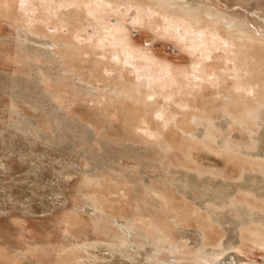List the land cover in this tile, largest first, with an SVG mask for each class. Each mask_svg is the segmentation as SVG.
Here are the masks:
<instances>
[{
    "label": "rangeland",
    "instance_id": "1",
    "mask_svg": "<svg viewBox=\"0 0 264 264\" xmlns=\"http://www.w3.org/2000/svg\"><path fill=\"white\" fill-rule=\"evenodd\" d=\"M32 1L33 0H28L26 2L29 3H26L21 0V3L25 4L22 6L19 0H0V264H58V263L65 264L64 261H66L65 260L66 257L62 256V254L64 253L63 255H65L67 252H70L72 245H79V247H82L84 243H89V244L97 243L98 247L102 248L104 251H102L101 253V251L97 252L94 249L92 250L96 252L95 253L96 255L109 257L108 259H104V260L100 258L103 264L104 263L107 264L108 262L110 263L111 260L114 258V255L111 254V251L120 248V244L117 243L116 241L114 242L111 238L112 236H118V235L121 236L118 230L119 229L118 224L116 222L123 221L124 223H126V221L128 220L131 221L134 220V217L135 219L137 218L142 219V223L140 224L141 228L139 229L142 232L144 230L143 228H146V230L149 231V234L145 236L148 238V236L150 235L148 240H151L152 242H154V240H158L159 238L158 236H156L155 232L150 231L148 225L153 223L156 226L159 225V227H167L165 228V230L166 231L170 230V232H172L171 234H173L174 236L173 238H175V241L178 242L177 244L181 245L180 247L182 248V250L180 253L183 254L181 256L179 254L178 257L183 261H185L186 259H192L195 260L196 262L198 261L197 264H208V263L264 264V248L262 249L261 248L262 246L259 247L260 245L254 244L251 237H249L248 234H246V236L249 237V242H245L242 240L238 244V246H236L232 250H228L220 254L219 253L210 254V255L198 254L197 251L200 248L199 247L194 248L191 245V240L189 239V237L191 238L194 237L195 235L199 236L201 233H203V231L200 230L201 222L204 223L205 221L206 223L208 222V219L205 213H203V211L199 209V206L195 205L194 202L190 199H184L182 194L178 193L174 188H172L169 182V181L174 182V179L176 177L172 176L171 174L169 175L168 172L171 173L178 169L184 170L186 174L189 173L195 174L194 172L197 171V169L198 171L205 173L212 171L215 172L217 170V172L220 171L222 172L223 175L225 173L227 175V176L224 175L225 178L221 177L220 179H223L224 181L230 180L231 182L229 181V183L239 182L238 176H240L239 174L241 172L239 170H241L244 165L241 167V163L239 161H236V166H233V163L225 162L227 161V159L224 158L225 155L221 152L220 154L218 150L212 152L211 150L202 148V146L201 147L192 146V144L188 141L190 139L188 134L197 131V126L193 125L194 119H192L194 118L192 114L196 112V111L193 112L195 110L194 107L200 105L201 104L200 101H202L203 103L206 102V98L208 97L209 98L207 100L209 101L211 98L220 99L221 96H228L230 95V93H232V90H227L229 89L232 83L230 79H228L229 82L226 83L227 85H225V83L223 84L220 78L218 82L212 83V80H214V75H213L214 73L215 75L217 74L222 75L224 78L227 75V71L225 70V67H228L227 65H230L231 68L233 67V64H230L229 61L227 63L226 61V59L231 58L230 54H228L227 52H225L224 54V49L223 48L220 49L219 43H217V47H219V52H218L216 50V47H214L216 43L214 41H209L207 46L205 47L208 50L210 49L209 52L212 55L211 57L216 58V59L214 58L215 62H212L213 58L211 57H209L211 59L207 58L206 52H208V50H206V48H205L206 52H203L202 50H200L202 49V46L198 47L195 41L192 40L188 41L187 38L186 39L178 38L179 31L177 30L176 31L172 30V32L164 30L166 27L161 25L159 26L158 24L159 19L156 16L152 15L150 12L142 10L141 11L142 13L138 14L136 10L134 11L135 8L131 10L126 7H120V6L114 8L107 6L105 7V10L106 9L108 10L106 11L105 10L101 11L100 7H95L93 12H95V15L97 16H94V14H92L94 17H91L89 15L85 16L86 17L85 19H89L86 20L87 23L83 19L85 21L84 24L86 26H84V24L81 25L82 23L77 24L75 26L77 27L76 28L77 30L73 29L75 30V31L72 30L74 34H71L70 30L72 26L69 25L67 22L63 23V20L65 19V17L63 16L67 12L68 14H70L71 8H72V12L78 10L74 8L73 5L75 3L76 4L80 3L81 0H48L49 2H51L56 6H59L60 8L63 6H71L69 10H66L65 7H63L64 9H57L61 12L59 13L58 11L56 17L49 18V21L48 18L39 19L38 17L39 14L36 12L35 5H33L34 8L31 5L33 3L35 4V2ZM202 2H205L207 6L216 8L227 15L236 16V14H239V17L238 16L236 17L248 19L249 24L253 27L255 24L257 26V27L255 26V28H258V30H260L259 32L262 33L261 35H264V30H263L264 7L261 8V10H257L256 12V8H253L255 7V4L253 6L244 7L243 5L230 2L229 0H208V2L207 0H202ZM212 3L215 5V7ZM27 6L29 9V10L27 9L28 11H26L25 9ZM97 8L98 10L100 9V11H95L97 10ZM21 9H23L24 12L25 11L26 12L24 13L23 10ZM30 11L33 13V15ZM23 15L26 16L27 18L24 17ZM148 15L151 17H148ZM57 17L63 18L62 23H61V19ZM157 19L158 21H155ZM37 20L38 22L36 23ZM151 21L153 22V25ZM24 22H26L27 25ZM56 22L58 24H56ZM95 23L96 24L99 23V24L96 25ZM24 24L25 26H22ZM32 24L36 25V27L34 28H39V26L41 28L44 27L45 29L43 28L42 32L44 33L46 31L45 33L47 35H45V33L44 35L43 34L40 35L41 34L40 33L39 34L41 36L40 37L35 30L34 32L30 30L33 26ZM155 24H157L156 26L163 28H161L159 31L158 29H155L156 28L154 27ZM67 25L70 30L68 28H65L67 27ZM78 25L79 28H81V26L84 27L79 29ZM105 25L108 28V30H105V28H103V31L107 32L106 35H108V33L109 34L113 33L114 36L116 33L117 35L120 34L121 35V36L119 35L120 38H118L117 35L115 37H117L120 41L124 40L125 43L124 42L123 43L126 44L124 47L126 48L128 47L127 49H131L132 51L134 50V52L139 54L140 58L138 59H140V63L143 62V64L141 63L142 64L141 66L146 64L144 66L150 67L149 69L151 71L152 70L157 71L160 69H163V72H169V69L170 71H174V73L176 74L175 79H177L178 82L175 79L174 80L176 82H174V80L172 81L170 80L169 83L166 82L168 85L167 86L163 85L162 87L166 88L167 91L166 89L163 90L161 86L155 85V84H160L158 83L159 80L155 81L157 75L154 77L155 79H153L152 81L154 82L153 84L155 85V87L158 86V88L163 90L161 91L162 93L164 92V96L167 94L165 97H168L169 101L168 98L166 99L164 98L163 100L162 96H160L161 98L158 96V101H157L158 104L156 103L155 104L156 106L154 105L149 107L148 111H145L147 109H144L142 107H139V110H137L138 109L137 107H135L137 108L135 109L133 106H130L131 102L126 101L124 98L120 97L116 91L114 92L113 91L114 89L111 88L112 85H106L107 87L110 88L104 87V90L106 89L107 90L99 94L100 96L102 95L103 98L104 99L106 98L107 100L105 99L106 101L104 102V104L101 103L96 104L99 103L98 101H96L98 100L96 96L92 95L91 93H90L91 95H89V92L92 91V89H89L91 88L89 86L92 85L96 87L95 85L96 83L92 84L93 80L90 78V75L88 74L90 71L91 72L93 71L92 69L95 68L97 70L98 68L100 70L101 68V70L98 73L99 75L104 74L103 75L105 76L104 78L106 77L107 79L110 78L109 80H107L108 84H112L113 82H115V80L118 81L119 78H120L119 79L120 82L122 81L125 82V80L127 79L126 80L127 85H130L131 83H134V81L135 82L137 81L135 80L137 79V75L133 69L136 61L133 60L134 61L133 62L132 60H130V63L128 62L125 64H119V63H124L123 61H120V59L123 58L121 57L122 55H119L121 57L119 59L117 57L113 58L109 56V54L100 55L98 51L100 52L101 50H94L91 47L89 49L88 48L89 46L87 47V45H89L90 42L91 43L94 41L98 42L97 36L99 35V32L97 28L101 26L99 27V30H102V27H106ZM61 27H63V30ZM78 30H80L81 32L80 31L78 32ZM21 31L23 32L20 33ZM67 31L70 33H68ZM25 32L27 34H29L28 32H30L29 34L30 37ZM23 33L25 34V36L22 35ZM33 33L37 36H34ZM49 34L53 36L50 37ZM75 34L77 35L76 39L74 37ZM22 36L24 37L23 39H25L26 36L31 39L32 36V40H34V42L36 41L37 44H34L33 41H32L33 44H31V41H29L28 44L34 46L36 49L44 48V46H42L41 44L42 42L47 44L48 40L49 43L54 44V42H57L60 45L65 44L64 42L73 41V43L75 42L74 44L77 45V47L78 45L83 47L82 49L83 53L85 50L87 51L89 50L88 53L94 51L98 54L96 55V53H92V52L91 54L93 55H89L90 53L88 54L87 52H85L84 55L81 54V58L85 57L86 60L83 61L84 59L83 58L81 59V61L76 62L78 66L75 64V66L77 67V69L75 68L77 71H74L76 73L75 74L73 73V71L71 72L72 69L70 70V67H68L67 65H65L67 66L66 68L64 64H62L61 62L60 64L58 63L59 62V59H57L58 56H63L64 54L66 55L67 52L70 53V51H67V48L65 49V46L62 47L60 46L55 49L54 51L55 54L56 52H59L56 54V56L58 55L57 58L53 59V60H57L56 63L53 60L50 61L51 59L48 60L42 57L37 58V56L34 54L35 51L30 53L31 55L30 57L23 56V53H21L22 52L21 49L23 46L21 42L19 43V41L22 39ZM66 36L67 37L71 36V37L67 38ZM82 36L85 37L83 38ZM53 37H55L56 39L53 40ZM61 38L63 39V41ZM59 40L61 42H59ZM86 41L89 43H87ZM83 43L86 45H84ZM94 43L90 44V46H92ZM209 44L212 45L213 47H211ZM64 49L65 52L60 53L64 51ZM199 50L202 52H200ZM211 50L213 51V53ZM220 52L222 58H220L221 57ZM203 54L206 57L202 56ZM225 55H227V58L225 57ZM88 56H92L90 57L91 59L88 60L90 62L89 64L88 62H85L89 58ZM107 59L109 60L107 61ZM217 59H218L217 61L218 63L216 62ZM96 60H98L99 64L101 63L100 65L97 66V68L95 64H93L94 66L92 65L94 68L89 66L91 65V63H95ZM114 60L115 62H113ZM204 60H206L207 63L206 61L204 62ZM222 60L225 61L222 62L224 64L223 65L224 68L222 67V63H221ZM109 61L113 63H110ZM106 62H109L107 65L108 69L107 66L105 67ZM205 64L207 65V67L209 66V68H207ZM118 65L119 67L123 66V68H118ZM84 66H89V67L84 68ZM110 66L113 70L109 68ZM201 66H203V68ZM205 68H207V70ZM218 68L219 69L221 68L222 70H219ZM192 69L195 71L193 72ZM68 70L70 72H68ZM116 70L119 71L117 72ZM202 70L203 71L205 70L204 74L202 73ZM199 71L201 72V76L203 75V78L202 77L193 78V76H191L192 74L198 75ZM80 72L82 73L83 77L85 76L87 79L85 77L83 78L82 76L80 78V74H81ZM72 73L75 75H73ZM121 74L123 75L121 76ZM207 74H209L210 76H208ZM179 75L181 76L179 77ZM182 75L184 79L182 78ZM163 76L164 75H160L161 77L160 81L162 82L169 81L168 79L167 80L165 79V81H163V78L165 77ZM189 76H191L192 78L191 77L189 78ZM178 77L181 78V80ZM187 78H189V80L193 81L194 83L190 85L188 83L184 84V80ZM14 79L18 80V83H20L21 87L28 86V88L30 89L29 92L30 95H36V97L42 96L43 99L40 100H42L43 102L42 101L41 102L43 103L44 106H46L44 107L45 109L43 111H37L33 109V107H30L31 105L29 106V104L27 103H23V102L16 103L12 101L14 99L20 100L19 97L15 95L12 90H10V88L12 87L11 82ZM204 79L207 82L204 81ZM179 80L181 82L183 81V83H181ZM202 81L203 84H206L203 85L204 87H202V84H200L202 83ZM172 84L173 86L169 87V85ZM179 84H180V88H179ZM181 84H184V86L183 85L181 86ZM210 84H212V86ZM176 85L178 86L176 87ZM220 85L222 86L223 89L220 87ZM214 86L217 88L214 89ZM225 86L227 87L225 88ZM169 88L172 90H170ZM178 88L180 89L179 90L180 94L178 93L177 95ZM201 88H203V92L201 91ZM58 89H62V90L59 91ZM191 90L194 91L192 92ZM198 91L201 92L198 93ZM174 92H176V97ZM220 92L222 93L218 94ZM211 93L212 96L210 95ZM57 94H62L60 96L68 98L69 100L72 99L73 101H69L67 104L65 103L66 101H68L67 99L63 101V104L61 105L62 102L56 100ZM168 94H170L172 98L174 97V99L179 101H175L173 99L171 100ZM183 94H185V96ZM177 96L179 97V99H177ZM189 97H190V101H189ZM198 97L199 99H196ZM202 97H204L205 101L202 99ZM92 100L95 102L93 103ZM111 100L113 101V103ZM159 100L162 101H160L159 103ZM186 100H188L189 102L188 101L186 102ZM171 101L172 102L175 101L177 102V104H182L180 105L182 109L179 108V113L181 114L180 116L174 112L170 114L171 108H167V107L165 108L168 102H170L168 105H172ZM70 102L72 103L69 104ZM107 102L108 104H114L113 105L114 107L116 105L115 108H117V110L120 112L124 111L123 109L128 108L130 111L126 110L125 114L126 117L128 116L127 118L129 121L125 120L127 118H125V114L124 115L122 114L123 112H121L120 114H118V116H116L117 113H112L111 109L109 111L108 110L109 107L107 108L108 105L106 104ZM118 102H120V104ZM100 105H104V106L107 105V106L106 107L102 106L101 108ZM173 105H174L173 108H177L176 104L173 103ZM185 105L188 106L191 105L192 107L189 108ZM131 107H133V109ZM9 108L10 110L12 109L11 111L13 112L8 110ZM15 108H17V110ZM102 109H107L110 113L107 111L103 112L104 110L102 111ZM151 109L154 110L152 111ZM55 110L58 111L59 117L62 120H64L67 125L71 123L77 124L79 126L78 128L79 133H76V135L73 137L69 135L67 127H65V132L61 131L62 129L61 127H59L56 118L53 117L56 115L53 113L55 112ZM106 112L107 114L109 113L108 114L109 117L106 114ZM145 112H146V116L148 115L147 117L145 116ZM181 112H184V115ZM187 113L189 114L187 115ZM140 114L142 116L141 118L139 117ZM212 114L214 117H219L217 115L218 113H214V111ZM182 115L184 117L186 115V117L184 118L182 117ZM163 116L164 119H162ZM151 117L154 118L151 119ZM180 117L182 118L179 119ZM189 117L192 118L189 119ZM172 118L174 119L172 120ZM186 118L187 120H185ZM21 120L24 122L26 126H30V124L32 125L29 128L31 134H29L28 137H25L14 128L16 125L18 126L16 121H21ZM179 120H181V122H179ZM155 121L157 123L159 121L158 123L159 125ZM171 121L173 122V124ZM175 121H176V125H175ZM177 122L180 123L179 126L177 125ZM158 126H160V128ZM156 127H158V129H160L161 131H158ZM152 128L153 130H151ZM166 128L168 131L166 130ZM163 130L166 131V134L165 131ZM40 132L44 133L46 137V138L44 137V140L42 141H38L37 139L34 138V136H36L37 134H41ZM159 132L161 133L159 134ZM184 132H186L187 136L185 135ZM245 132L246 131L240 128L239 125L236 126L231 125L229 126L228 129V136H227L228 140L233 141L235 144H238L240 141L242 147L240 146L241 149H238L239 151H245V147L247 144L245 140H248V137L246 136ZM61 134H66L67 139L65 140V138ZM159 135L160 136L162 135L161 136L162 138H160ZM82 137H84L83 139H85V141H82ZM145 137L148 139H146ZM165 137L167 138L165 139ZM167 139L169 142L167 141ZM51 141L55 142L57 145L54 146L46 145L48 142ZM166 141L167 144H165ZM168 143L172 144V146L174 147L173 151L167 149L168 148L167 145H169ZM108 146L111 149V150L107 149L109 152L111 153H113V151L117 152L110 155L116 157L108 162L109 163L108 165L110 166L109 170L103 167L93 168L92 166H90L91 169H89V167L87 166L88 161H86L84 156H98L100 154L102 155L103 150L106 149V147ZM161 147L163 148V150L165 148L167 151L166 152L163 151ZM122 150H131L132 152H134V154L131 153L130 154L131 156L127 155L122 158L117 157L119 156L118 155L119 151ZM138 150L139 152H142L143 156H146L145 160L135 159L132 157L133 155H135V153H137L136 151ZM124 153H127V151ZM188 155L190 156V160H188V162L183 161L182 157ZM167 156H169L170 161L169 158H167ZM164 157H166V159ZM237 162L240 163L239 167L241 169L238 167ZM183 164H186V168L182 167ZM74 165L75 167H77V172L71 173L70 178H66L67 175H63V174L70 171V167ZM121 175L123 178H121ZM228 177H232V180ZM86 178H91L94 183H100V182L103 183L105 179H110V178L111 179L119 178V179H117L118 180L117 184L112 183L110 185L106 184L107 186L104 185L105 187L103 185H101L103 187L101 186L96 187L93 186V184L90 185L86 183L85 182ZM172 178L173 180H171ZM144 184H151V185L153 184L157 187H160L159 190L164 191L169 195V199L173 201V202L170 201L169 210H166L163 213L159 207L160 204L158 202L157 203H155L154 201L149 202V204L147 205L139 201L144 199L142 195L141 198H139L138 196L143 190ZM117 185L119 186L117 187ZM132 185L136 186V190L133 188ZM128 186L130 187L129 189L126 188ZM104 193L106 198L108 197L109 200L111 201L113 200V201H112V206L108 207L109 209L108 216L105 217V219L106 218L107 219L106 220L104 219V222L102 223L100 222L101 224H99L100 220L98 219L100 218L98 216L100 215V213L93 210L95 208V205L94 203H92L91 199H92V195L99 194V196L101 197V198L99 197V199L102 200L104 196L102 194ZM245 195L246 194L244 193L237 194L238 199L241 198L240 201H243L244 198L245 199L247 198L244 197ZM121 197L123 198V200ZM137 201L140 202V204L141 203L142 204L139 205ZM138 206L140 207V209L137 210V208H139ZM134 208L136 210H134ZM173 208L177 211H180L182 213L180 214L184 218L186 216L187 219L184 220L182 218L183 221H181V218H179V222H178L179 224L178 223L176 224L175 222L176 220L174 217H177V215ZM185 212L188 215H186ZM196 213H198V215H196ZM190 214L192 215V218H190L191 217ZM195 215L198 217L197 219H195L196 218ZM188 217L190 220H188ZM149 219H151V221ZM147 221L150 222L147 223ZM198 224L200 227L198 226ZM212 224H214V226ZM212 224H211L212 229L210 230L211 233L210 231L208 233L209 241L206 240L207 242H205V240L202 239L204 240V242L203 241L201 242V244L203 243L206 245L204 249H209V248L213 249L214 248L213 245H216L219 241L225 239L223 232L220 231V228L218 230L217 228L218 225H216L215 227V223ZM141 225L145 227H142ZM101 227L102 230L105 231H102ZM104 227L106 229L109 228L111 231H107ZM152 236L154 237L152 238ZM37 245L40 247H35ZM188 245L190 249L188 248ZM185 246H187V249L183 248ZM143 247L145 249L150 250V252L146 254L147 257H151L153 255L152 253H154L156 250L155 249L156 246L153 244L147 243L143 245ZM36 248L37 250H34ZM183 251L186 253H184ZM189 251H191L190 252L191 254L189 253ZM193 251L196 252L197 254L195 255V253H192ZM81 253L82 252L79 253L78 255L79 257L77 256L74 257L75 258V261H73L74 264L75 263L82 264L83 261L90 262L94 258H96V257L93 258V256L91 257V255L87 256L85 252L82 254ZM85 255L87 257H85ZM62 257L63 259H61ZM172 257H173L172 255L166 254V255H162L158 261L152 262L148 260L146 261V263L147 264L150 263L167 264L169 262L173 263ZM137 258L140 259L142 257L137 256ZM80 259L82 260L81 263H80L81 261ZM76 260L79 261L77 262ZM94 260L96 261V259ZM67 261L71 262L70 260ZM121 261H122L121 264H128L127 260H121ZM187 264H193V263H187Z\"/></svg>",
    "mask_w": 264,
    "mask_h": 264
},
{
    "label": "bare ground",
    "instance_id": "2",
    "mask_svg": "<svg viewBox=\"0 0 264 264\" xmlns=\"http://www.w3.org/2000/svg\"><path fill=\"white\" fill-rule=\"evenodd\" d=\"M22 1L26 2L28 0H22ZM33 1L35 2V4L33 3L31 5L32 6L35 5L36 12L39 14L38 15L39 19L48 18V21H49V18L56 17V15H57V13L59 11L57 9H64L63 7H65L66 10H69L71 8V6H63V7L60 8L59 6H56V5L52 4L48 0H33ZM229 1L230 2H234L236 4L243 5L244 7L253 6L255 4V7H253V8H256V12H257V10H261V8L264 7V0H229ZM19 2L21 3V0H19ZM207 2H208V0H207ZM26 3H29V2H26ZM209 3H211V2H209ZM23 5H25V4H22V6ZM60 6H62V5H60ZM107 6L108 7L110 6V7H113V8L120 6V7H126V8L131 9V10L133 8H135L134 11L136 10L138 12V14L142 13L141 12L142 10L143 11L144 10L148 11L152 15L156 16L159 19V23H158L159 26L161 25V26L166 27L164 30H167V31H170V32H172V30L179 31L178 38H180V39L181 38L182 39H186L187 38L188 41L189 40L190 41L191 40L195 41V43L198 45V47L202 46V49H200V50H202L203 52H206V50H208L205 47V46H207L208 42L209 41H214L216 43L214 47H216V50L218 52H219V47H220V49H222V48L224 49V54H225V52L230 54L231 58L226 59L228 54L225 55L226 58L225 57L224 58L226 59L227 63L229 61L230 64H233V67L231 68L230 65H227L228 67H225V70L227 71V75L225 76L223 74L225 76L224 78H223L222 75H218V74L215 75V73H214L213 74L214 75V80H212V83L218 82L219 78H220L221 82L223 84L225 83V85H227L226 83L229 82L228 79H230V81H232V83L230 82L231 86L227 90H232V93H230V95H228V96H221L220 95L221 96L220 99H218V98L215 99L213 97L214 99L211 98L212 100L210 99L209 101L207 100L209 98L208 97V98H206V102L203 103L202 101H200L201 104L196 106V107H194L195 110L193 109L194 110L193 112H195V111L196 112L192 114L194 118H192V117L191 118L194 119V124L193 125L197 126V131L188 134V136L190 138L188 141L192 144V146H199V147L202 146V148L211 150L212 152L218 150L219 153L221 152V153H223L225 155L224 158L227 159V161H225V162L233 163V166H236V161H239L241 163V167L244 165L242 167V169H241L239 167L240 163L237 162L238 163L237 164L238 167L241 169V170H239V171H241L240 174H239L240 176H238L239 177V182H237V183H229L230 180L229 181H226V180L224 181L223 179H220L221 177L223 178L224 175H226V173L223 175L222 172H220V171L217 172V170L215 172L212 171V172H206L205 173V172L198 171V169H197V171L194 172L195 174H193V173L186 174V172L184 170H180V169L175 170V171H173L171 173L168 172L169 175L171 174L172 176L176 177L174 179V182H171V181H169V182H170V185L172 186V188H174L178 193L182 194L184 199H190V200H192L194 202L195 205L199 206V209L202 210L203 213H205V215H206V217L208 219V222H206L207 224L205 223V221H204V223L201 222V229L200 230L203 231V233H201L199 236H201L202 238L199 237V236H196V235L194 237H191V238L189 237V239L191 240V245L194 248H198V247L200 248L197 251L198 254H202V255H210V254H218V253L220 254V253L226 252L228 250L234 249L236 246H238V244L242 240L245 241V242H249V237H251V239H252L254 244L260 245L259 247L262 246L261 248L263 249L264 248V35H261L262 33L259 32L260 30H258V28H255V26H256L255 24H254V27L251 26L249 24L248 19L238 18L239 14H236V16H238V17H236L234 15L235 13L233 14L235 17L232 16V15H227V14L223 13L222 11H220V10H218L216 8H212V7L207 6V4H205V2H202V0H81L80 3H77V4L75 3L73 5V7L78 9V10H76L75 12H72V8H71V11H70L71 13L69 12L70 14H68V12L66 14H64L66 12L64 10L65 12L63 13L64 14L63 17H65V19L63 20V18H60V17H57V18L61 19V23H62V20H63V23L67 22L69 25H71L72 26L71 30L68 28V25L65 28H68L71 31V34H74L73 31H75V30H73V29L77 28V27H75L77 24H81L82 23L81 25H83L86 20H89V19H85L86 18L85 16H88V15L91 16V17L97 16V15H95V12H93L95 7H100V9L102 11V10H105V7H107ZM214 7H215V5H214ZM33 8H34V6H33ZM25 9H26V11H28L29 10L28 6ZM100 9L98 10V8H97V10H95V11H100ZM123 9H125V8H123ZM21 10H23V9H21ZM106 10H108V9H106ZM112 10H114V9H112ZM23 12H24V10H23ZM60 12L61 11H59V13ZM62 12H63V10H62ZM37 13H35V14H37ZM92 14H94V16ZM97 14H98V12H97ZM1 15H2V13H1ZM20 15H22V14H20ZM32 15H33V13H32ZM23 16H21V17H23ZM24 17H26V16H24ZM148 17H151V16L148 15ZM35 19H36V17H35ZM158 19L155 20V21H158ZM18 20H20V19H18ZM23 21H25V20H23ZM37 22H38V20L36 21V23ZM18 23H20V22H18ZM24 23L26 24V22H24ZM59 23H60V20H59ZM86 23H87V21H86ZM25 24L22 25V26H25ZM39 24H41V23H39ZM56 24H58V23L56 22ZM98 24H96V25H98ZM29 25H31V24H29ZM32 25L33 26H32V28L30 30H32L33 32L35 30L36 33H38V35L40 33H41L40 35H42V34L44 35V33L46 32V31L44 33L42 32V29L44 27L41 28L39 25H37V26H39V28H34V27H36V25H34V24H32ZM53 25H54V22H53ZM152 25H153V22H152ZM156 25L157 24H155L154 27H156L155 29H158L159 31H160L161 28H163V27H158ZM84 26H86V25L84 24ZM84 26H81V28L84 27ZM55 27H56V25H55ZM63 27H61L62 30H63ZM99 27H101V26H99ZM99 27L97 28L98 32H99V35L97 36L98 37V42H96V41H94L95 43L92 42V43H94L92 46H90V44H92L90 42V44L87 45V47L89 46L88 47L89 49L91 47L94 50H101L100 52L98 51V53L100 55L109 54V56H111L113 58L117 57L118 59L123 57V58L120 59V61H123L124 63H119V64H125V63H128V62L130 63V60L136 61V63L134 64V68L133 69H134V72L137 75V79H135L137 81L136 82L134 81V83H131L130 85H127V81H126L127 79L125 80V82L124 81L120 82V80H119L120 78H119L118 79L119 82L115 80V82H113L112 84H108L107 80H109L110 78L109 79H107V77L104 78L105 77V76H103L104 74L99 75L98 72L101 70V68L99 70L97 68V66L100 65L101 63L99 64L98 60H96L95 63H91V65H89V66L93 67L94 66L93 64H95L97 70L93 67L95 70L92 69L93 71L92 72L90 71L88 73L90 75V78L93 80L92 84L96 83L95 84L96 87H94L92 85L89 86L91 88L88 87L89 89H92V91L89 90L90 91L89 95H91V94L95 95L96 98L98 99L96 101H98L99 103H96V104H100V103L104 104V102L107 100L106 98H105L106 99L105 100L103 98V96L102 95L100 96V94H99V93H103L104 91L107 90V89L104 90V87L110 88V87H107L106 85H112L111 88L114 89V90L113 89L112 90L114 92L116 91L118 93V95L120 97L124 98L126 101L131 102V104L129 103L130 106H133L134 108L137 107L138 109L135 108L137 110H139V107H142L144 109H147L145 111H148L149 107L154 106L157 103L158 96L159 97L162 96L163 100H164V98L165 99L168 98V97H165L167 94L164 96V92L162 93V91L164 89H166V88H163L162 86L163 85L167 86L168 85L167 83H169L170 80L172 81V80L175 79L176 74L174 73V71H170V69H169V72H163V69H160V70H157V71H154V70L151 71L149 69L150 67L144 66L146 64L141 66L143 64V62H141L142 64L140 63V59H138V58H140L139 54L134 52V50L132 51L131 49H127L128 47L127 48L124 47L126 45V44H124L125 43L124 40L123 41L121 40L122 41V43H121V41L118 39V38H120L119 37L120 34L117 35V33L116 34L114 33L115 36L117 35L118 38L115 37L113 35V33L112 34L108 33V35H106L107 32L103 31V28H105V30H108L107 26L106 27H102V30H99ZM78 28H79V25H78ZM81 28H79V29H81ZM25 30H27V29H25ZM23 31H21L20 33H22ZM28 31H29V29H28ZM79 31L80 30H78V32ZM28 33L30 34V32H28ZM68 33H70V32H68ZM29 34H27V35H29ZM33 34H32V36H33ZM76 34H77V32H76ZM76 34L74 35L75 39H76V36H77ZM174 34H175V32H174ZM22 35L25 36L24 33ZM45 35H47V34L45 33ZM49 35H50V37L53 36V35L51 36V34H49ZM56 35H58V34H56ZM208 35H210V36H208ZM23 36H22L21 40L19 39L20 40L19 43L21 42V44L23 46L22 49H21V51H22L21 53H23V56H29L30 57L31 56L30 53L35 51L34 54L37 56V58L38 57H42V58H46L48 60L51 59L50 61H52L53 59L57 58L58 55L56 56V54L59 53V52H56V54H55V52H54L55 49L57 47H60V46L61 47L65 46V49L67 48V51H70V53L67 52L66 55L64 54L63 56H58V58H57V59H59L58 63L60 64V62H61L62 64H64V66L67 65L68 67H70V70L72 69L71 72L73 71V73H75L74 71H77L76 70L77 67L75 66L76 62L81 61V59H83V58H84L83 61L86 60L85 57L81 58V54L84 55L85 52L88 53V51H89V50L88 51L85 50L84 53H83L82 52L83 47L78 45V47H80V48H78L77 45L74 44L75 42L73 43V41L72 42L71 41L70 42L69 41L68 42H64L65 44L60 45L57 42H54V44L49 43V40H48V42L46 41L47 44L42 42L41 45L44 46V48L36 49L34 46H31V45L28 44L29 41H31V44H33V43L37 44L36 41L34 42V40H32V36H31V39L29 38L30 35H29V37L26 36L27 38L25 37V39H23L24 38ZM34 36H37V35L34 34ZM69 37H71V36H69ZM69 37H67V38H69ZM82 37L84 38L85 36H82ZM174 37H175V35H174ZM55 39L56 38L53 37V40H55ZM71 40H72V38H71ZM32 41H33V43H32ZM42 41H44V40H42ZM62 41H63V39H62ZM59 42H61V41L59 40ZM87 43H89V42H87ZM217 43H219L221 46L219 45V47H217ZM83 44H81V45H83ZM84 45H86V44H84ZM45 46L47 47V49H46ZM203 46H204V48H203ZM210 46L213 47L212 45H210ZM210 46H209V48H210ZM205 48H206V50H205ZM41 49H44V50H41ZM65 49H64V51H62L60 53H64ZM202 51H200V52H202ZM209 51H210V49L208 50V52ZM91 52L92 53H96L94 51H91ZM91 52H89L90 54L89 53L88 54L89 55H93V54H91ZM208 52H206L207 58L208 59L213 58V57H211L212 56L211 53L210 52L208 53ZM98 53H96V55ZM212 53H213V51H212ZM119 55H122V56L120 57ZM214 55H215V53H214ZM202 56H204V54ZM220 56H221V52H220ZM88 57L89 58L85 62H88V64H89L90 62L88 60H90L91 59L90 57H92V56H88ZM204 57H206V56H204ZM209 57H211V58H209ZM214 58H213L212 62H215L214 60L216 58L215 59ZM220 58H222V56ZM99 59H100V56H99ZM101 60H102V58H101ZM108 60L109 59H107V61ZM53 61H55V63H56L57 60H53ZM205 61L206 60H204V62ZM217 61H218V59L216 60V62ZM109 62H106V65L104 64L105 67L108 65ZM113 62H115V60ZM113 62H110V63H113ZM222 62H225V61L222 60L221 63ZM206 63H207V61H206ZM59 64H57V65H59ZM110 65H112V64H110ZM201 65H202V63H201ZM223 65L224 64L222 63V67H223ZM225 65H226V63H225ZM67 66H65V67L67 68ZM89 66H84V68L89 67ZM203 66H204V63H203ZM203 66H201V67L203 68ZM114 67H116V66H114ZM201 67H200V69H201ZM206 67H207V65H206ZM102 68H104V67H102ZM109 68H111V66ZM118 68H123V66L119 67V65H118ZM207 68H209V66ZM207 68H205V69L207 70ZM107 69H108V66H107ZM219 70H222V69L220 68ZM124 71H126V70H124ZM124 71H123V73H124ZM131 71H128V72H131ZM192 71L194 72L195 70L192 69ZM204 71L202 70L203 74H204ZM68 72H70V71L68 70ZM82 72H83V70H82ZM101 73H102V71H101ZM186 73H188V72H186ZM218 73H219V71H218ZM220 73H222V72H220ZM224 73H225V71H224ZM75 74H73V75H75ZM77 74H79V73H77ZM178 74H177V76H178ZM122 75L123 74H121V76ZM156 75H157V78L155 79L154 77ZM160 75H164L165 76V77L163 76L164 77L163 81H165V79L166 80L168 79L169 81H165V82L160 81V79H161ZM169 75H171V76H169ZM183 75H182V78H183ZM207 75L210 76L209 74H207ZM81 76L83 77L82 73L80 74V78H81ZM180 76L181 75H179V77ZM191 76H193V78H195V77H199V78L202 77L203 78V75L201 76V72L200 71L198 72V75H195V74L193 75L192 74ZM191 76H189V78ZM186 77H187V75H186ZM189 78L184 80V84L188 83L190 85V84L194 83L193 81H190ZM209 78H211V77H209ZM153 79H155V81L159 80L158 83H160V84H155V85L161 86L163 88V90L158 88V86L155 87V85L153 84L154 82H152ZM179 79L181 80V78H179ZM205 79H204V81H206ZM175 80H177V79H175ZM175 80H174V82H176ZM83 81H85V80H83ZM199 81H201V80H199ZM116 82H118V83H116ZM177 82H178V80H177ZM206 82H204V83H206ZM181 83H183V81ZM11 84H12V87L10 88V90H12L13 93L15 95H17L19 97V99H20V100H15L14 99V100H12L13 102H16V103H21V102L27 103V104H29V106L31 105L30 107H33V109H35L37 111H43L45 109L44 107H46V106H44L43 103H42L43 101L40 100V99H43L42 96H39V97L37 96L36 97V95H30L29 94L30 89L28 88V86L27 87H25V86L21 87L20 83H18V80L14 79L11 82ZM184 84H181V86L182 85L184 86ZM200 84H202V87H204L203 85H206V84H203V81ZM210 85L212 86V84H210ZM218 85H216V86H218ZM170 86H173V84L169 85V87ZM177 86L178 85H176V87ZM73 87H75V86H73ZM196 87H197V85H196ZM220 87L222 88L221 85H220ZM226 87L227 86H225V88ZM88 88H87V90H88ZM179 88H180V84H179ZM179 88H178L177 95H178L179 90H180ZM215 88H217V87L214 86V89ZM184 89H185V87H184ZM58 90L61 91L62 89H58ZM170 90H172V89H170ZM113 91H112V93H113ZM166 91H167V89H166ZM191 91L193 92L194 90H191ZM201 91L203 92V88H201ZM201 91H198V93H200ZM63 92H64V90H63ZM81 92H83V91H81ZM96 92H97V94H96ZM181 92H182V90H181ZM217 92H219V91H217ZM222 92H220L218 94H221ZM65 93H66V91H65ZM171 93H172V91H171ZM174 93H175V97H176V92H174ZM62 94H64V93H62ZM62 94H57V98H56V100H58L59 102H62L61 105L63 104V101L68 99V98H65L63 96H60ZM170 94H168V96L171 98V100L173 99L175 101H179V100L174 99V97L172 98L170 96ZM218 94H217V97H218ZM225 94H226V92H225ZM172 95H174V94H172ZM183 95L185 96V94H183ZM192 95H194V94H192ZM210 95L212 96V93ZM67 96H68V94H67ZM188 96H189V94H188ZM213 96H215V95H213ZM54 98H55V96H54ZM112 98H114V97H112ZM73 99H75V98H73ZM177 99H179L178 96H177ZM194 99H195V96H194ZM196 99H199V97L196 98ZM202 99L205 101L204 97H202ZM38 100H39V102H38ZM69 101H73V100L72 99L71 100L68 99V101H66L65 103L68 104ZM160 101H162V100H159V103H160ZM168 101H169V98H168ZM175 101L174 102L171 101V102H172V105H173V103L176 104L177 108H173L174 105L173 106L172 105H168L170 102H168V104L165 106V108L166 107L167 108H171V113L170 114H172L174 112V113H177L180 116L181 114L179 113V108L182 109L180 107V105H182V104H177V102H175ZM187 101L188 100H186V102ZM189 101H190V97H189ZM94 102L95 101H93V103ZM200 102H198V103H200ZM71 103L72 102H70L69 104H71ZM112 103H113V101H112ZM118 103L120 104V102H118ZM96 104H95V106H96ZM106 104L108 106L107 105H105V106L104 105H100L101 108H102V106H104V107L107 106V108L109 107L108 110L110 111V109H111L112 113H117L116 116H118V114H120L121 112H123L122 114L124 115L126 110H129L128 108H125V109H123L124 111L120 112V111L117 110V108H115L116 105L114 107L113 106L114 104H108V102ZM163 104H166V103H163ZM185 106H187L189 108L192 107L191 105L190 106L185 105ZM133 107H131V108L133 109ZM15 109L17 110V108H15ZM47 109H48V106H47ZM132 109H131V111H132ZM8 110H10V108ZM108 110L107 109H102L103 112H105V111L109 112ZM151 110L153 111L154 109H151ZM168 110H170V109H168ZM213 111H214V113H218L217 115L219 117H214L213 114H212ZM11 112H13V111H11ZM107 112H106V114H107ZM53 113L56 114L53 117L56 118L57 123L59 124V127H61V129H62L61 131L65 132V127H67L68 133H69L70 136L74 137L76 135V133H79V129H78L79 126L77 124L71 123V124L67 125L65 123V121L62 120L59 117L57 110H55V112H53ZM181 113H183V115H184V112H181ZM103 114H105V113H103ZM188 114L189 113H187V115ZM173 115H176V114H173ZM183 115H182V117H184ZM145 116H146V112H145ZM108 117H109V115H108ZM127 117H126V114H125V118H127ZM139 117L140 118L142 117L141 114H140ZM169 117H170V115H169ZM182 117H180L179 119H181ZM185 117H186V115H185ZM119 118H120V116H119ZM152 118H154V117H151V119ZM191 118L189 117V119H191ZM146 119H148V118H146ZM156 119H157V117H156ZM162 119H164V116L162 117ZM173 119L174 118H172V120ZM125 120H128V118L125 119ZM153 120H155V119H153ZM159 120H161V119H159ZM185 120H187V118ZM127 122H125V123H127ZM179 122H181V120H179ZM16 123L18 124V126L16 125L14 128L17 131H19L22 135H24L25 137H28L29 134H31L30 133L31 131L29 129L32 126L31 124H30V126H26L22 120L21 121H16ZM158 123H159V121H158ZM160 123H161V121H160ZM147 124H148V122H147ZM172 124H173V122H172ZM179 124L180 123L177 122L178 126H179ZM175 125H176V121H175ZM231 125L232 126L233 125H235V126L239 125L240 128H242V129H244L246 131L245 133H246V136L248 137V140H245L247 142L246 147H245V151H239L238 150V149H241V147H242L240 141H239V143L237 141L238 144H235L233 141L228 140V138H227L228 129H229V126H231ZM158 127L160 128V126H158ZM158 127H156V129H158ZM165 127H164V129H165ZM162 128H163V125H162ZM151 130H153V128ZM166 130H167V128H166ZM158 131H161V130L158 129ZM163 131H165V130H163ZM154 132H157V131H154ZM152 133H153V131H152ZM160 133L161 132H159V134ZM184 133L187 136L186 132H184ZM165 134H166V131H165ZM61 135L65 138V140L67 139L66 134H61ZM161 136L159 135L160 138H162ZM44 137H45L44 133L37 134L36 136H34V138L37 139L38 141L44 140ZM31 138H33V137H31ZM83 138L84 137H82V141H85V139H83ZM148 138H146V139H148ZM166 138L167 137H165V139ZM38 141H36V142H38ZM46 141H47V139H46ZM167 141H168V139H167ZM167 141L165 142V144H167ZM185 141H187V140H185ZM31 142H33V141H31ZM57 142H60V141H57ZM46 145L54 146V145H57V144L55 142L51 141V142H48ZM101 145H103V144H101ZM109 146L106 147V149L103 150V154L102 155H104V156H102L101 154L98 155V156H84L86 161H88V165L87 166L89 167V169H91L90 166H92L93 168L94 167L95 168L103 167V168L109 170L110 166L108 165L109 164L108 162L116 157V156H110V155H112L114 153H117L116 151L114 152L113 150H112L113 153L109 152L107 150V149H110ZM167 146H168V148H167L168 150H170V151L174 150V147L172 146V144H169ZM205 149H204V151H205ZM162 150H163V148H162ZM126 151H127V153H124ZM163 151L166 152L167 150L164 148ZM194 151H196V150H194ZM218 151H217V153H218ZM83 152H84V149H83ZM136 152L137 153H135V155L132 156L133 158H135V159H143V160L146 159L145 158L146 156H143L142 152H139V150L136 151ZM131 153L134 154V152H132L131 150H122V151H119V153H118L119 156H117V157H121L122 158L124 156L130 155ZM164 158L166 159V157H164ZM167 158H169V156H167ZM182 160L188 162V160H190V156L189 155L188 156H184V157H182ZM169 161H170V158H169ZM112 165H113V163H112ZM182 167L186 168V164H183ZM76 172H77V167H75V165H74V166L70 167V171H68L67 173H65L63 175H67L66 178H70V176H71L70 174L71 173H76ZM79 172H81V171H79ZM87 173H90V172H87ZM121 178H123L122 175H121ZM228 178H230L232 180V177H228ZM117 179H119V178H117ZM117 179H111V178L110 179H105V181L103 183L100 182L101 183L100 184V183H94L91 178H86L85 182L90 184V185L93 184V186L98 187V186H101V185L104 186L106 184L110 185L112 183H116L117 184V182H118ZM171 180H173V178ZM130 182H131V180H130ZM232 182H234V181H232ZM118 184H120V183H118ZM103 186H101V187H103ZM118 186L119 185H117V187ZM108 187H110V186H108ZM121 187H122V185H121ZM123 188H125V187H123ZM126 188L129 189L130 187L128 186ZM133 188L136 190V186H133ZM133 188H132V190H133ZM159 189H160V187H157V186H155L153 184L152 185L151 184H144L143 190L141 191L140 195H138L139 193L137 192L138 193L137 195L139 196V198H141V195H142L144 199L142 198L143 200H139V199L138 200L140 202H142L143 204H147V205L149 204V202H153V201L155 203L158 202L160 204L159 205L160 209L164 213V211L169 210L171 199H169V195L166 192L161 191ZM133 192H135V191H133ZM238 193L239 194L240 193L246 194L244 197H247V198L245 199L243 197L244 200L240 201L241 198L238 199V196H237ZM102 195H104L102 200L99 199V197H100L99 194L92 195V199H91L92 203H94V205H95V208L93 210H95V211L100 213V215L98 216L100 218V219H98V220H100L99 224L104 222L105 217L108 216V211H109L108 207L112 206V201H113V200L112 201L109 200L108 197L106 198L105 197V193L102 194ZM135 195H136V193H135ZM138 196H137V198H138ZM122 200H123V198H122ZM140 202L137 201V203H139V205L142 204V203L140 204ZM171 202H173V201H171ZM138 209H140V207L137 208V210ZM134 210H136V209L134 208ZM134 210H132V211H134ZM137 213H139V212H137ZM175 213H176L177 217H174L176 221L175 220H173V221H175L176 224L179 222V218H181V221H183V219L184 220L187 219L186 216L184 218L181 215L182 213L180 211L175 210ZM189 213H190V211H189ZM166 214H167V212H166ZM185 214L188 215L186 212H185ZM196 215H198V213H196ZM190 216H191L190 218H192L191 214H190ZM197 218L198 217L196 216L195 219H197ZM149 220L151 221V219H149ZM188 220H190L189 217H188ZM191 220H193V219H191ZM200 220H202V219H200ZM150 221H147V223L150 222ZM154 222H156V221H154ZM189 222H191V221H189ZM116 223L118 224V228H119L118 230H119L121 236H119V235L118 236H112L111 238H112V240L114 242L116 241L117 243L120 244V248L111 251V254L114 255V258L111 260L110 263L108 262L107 264H121L122 263L121 260H127L128 264H147L146 261H148V260L152 261V262L158 261L162 255H166V254L173 256L172 257L173 263L169 262L167 264H187V263L197 264V262H198V261L196 262L195 260H192V259H186L185 261H183L182 259H180L178 257L179 254H180V256L183 254V253H180L181 250H182V248L180 247L181 245L177 244L178 242L175 241V238H173L174 236H173V234H171L172 232H170V230L169 231L165 230V228H167V227H159V225L156 226L153 223L148 225L149 226L148 228H150V231L151 232L152 231L155 232L156 236H158V238H159L158 240H154V242H152L151 240H148L150 235L148 236V238L145 236V235L149 234V231L146 230V228H143L144 230L141 232L140 229H139V228H141L140 224L142 223V219H139V218L135 219V217H134V220H132V221L128 220V221H126V223H124L123 221L122 222L121 221H117ZM212 223H215V227H216V225H218L217 228H218V230L220 228V231L223 232V235H224L225 239L219 241L216 245H213L214 246L213 249H211V248L204 249V247L206 245L203 244V243L201 244V242L202 241L204 242V240H205V242L209 241L208 240V233L212 229V227H211ZM212 225L214 226V224H212ZM99 226H101V225H99ZM198 226H199V224H198ZM142 227H145V226H142ZM115 229H117V228H115ZM115 229H114V232H115ZM101 230H102V227H101ZM106 230L107 231H111L109 228L106 229ZM102 231H105V230H102ZM198 233H199V231H198ZM210 233H211V231H210ZM246 234H248L249 237H247ZM153 237L154 236H152V238ZM202 239H204V240H202ZM148 241L151 242V243H149ZM147 243L148 244H153V245L156 246L155 247L156 250H155L154 253H152L153 255L151 257H147V255H146L147 253L150 252V250L145 249L143 247V245H145ZM167 243H169V244H167ZM69 246H71V245H69ZM31 247H33V246H31ZM35 247H40V246L37 245ZM183 248L187 249V246H185ZM188 248H189V245H188ZM92 249H94L97 252L101 251V253H102V251H104L102 248L98 247L97 243H95V244L84 243V245L82 247H79V245H72L71 249H70V252L66 251L67 253L65 255H63L64 253L62 254V256L66 257V259H65L66 261L70 260L71 262H68V261L66 262L64 260L63 261L65 262V264H74V262H73V261H75L74 257H76V256L79 257L78 255H79L80 252H82V253L85 252L87 256L91 255V257L93 256V258L96 257V258H94V259H96V261L94 259L92 261H90V262L86 260L87 262L83 261L82 264H103L102 261L100 260V258H102V260L109 258V257L96 255L95 254L96 252L94 250H92ZM34 250H37V248L34 249ZM143 252H144V254H143ZM186 252H187V250H186ZM186 252H184V253H186ZM190 252L191 251H189V253ZM192 253H195V255L197 254L194 251ZM190 254H188V255H190ZM86 255H85V257H87ZM94 255H96V256H94ZM137 256H140L142 258L138 259ZM144 256H146V257H144ZM218 257H219V255H218ZM61 259H63V257ZM81 259H83V258H81ZM81 262H82V260L80 261V263ZM58 264H60V263H58ZM208 264H210V263H208Z\"/></svg>",
    "mask_w": 264,
    "mask_h": 264
}]
</instances>
